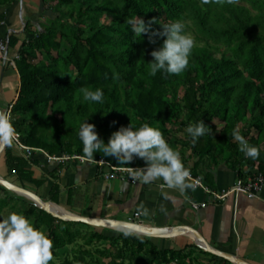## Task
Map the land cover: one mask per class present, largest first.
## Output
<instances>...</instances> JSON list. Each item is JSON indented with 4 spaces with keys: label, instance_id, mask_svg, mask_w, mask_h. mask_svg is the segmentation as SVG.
<instances>
[{
    "label": "trees",
    "instance_id": "16d2710c",
    "mask_svg": "<svg viewBox=\"0 0 264 264\" xmlns=\"http://www.w3.org/2000/svg\"><path fill=\"white\" fill-rule=\"evenodd\" d=\"M242 1L246 4L237 0H211L206 5L201 0H41L42 8L48 3L43 14L55 15L49 25H26L24 34L31 38L20 39L15 32L0 38L8 50L16 51L19 75L17 97L8 111L19 138L2 152L7 176L21 187L39 188L44 181L34 168L40 167L35 158L43 156L40 150L49 156L88 158L78 136L85 118L105 142L130 122L159 126L166 140L170 134L177 138L178 146H171L179 150L185 165L188 150L196 157L193 167L186 165L194 175L208 176L209 160L226 153L229 156L223 160L240 177L245 168L264 174V0ZM18 2L0 0V25ZM137 17L150 24L140 37L128 25ZM175 19L183 21L195 38L188 67L180 74L160 71L153 76L149 61L151 51L164 39L159 34L161 24ZM68 40L66 50L63 45ZM85 87H101L103 103L85 101L81 92ZM201 119L211 131L193 144L186 127ZM235 129L259 148L258 158L246 157L240 150ZM99 159L114 166L146 164L140 157L127 165L114 156L94 153L93 160ZM50 177L56 180L55 171ZM58 187L54 183L49 191L50 200L57 204ZM13 200L19 199L0 185V214ZM19 201L27 204L22 213L53 240V256H61V264H191L194 246L159 249L147 237L108 235L95 226L56 218L25 199ZM82 228L87 229L83 235ZM80 237L87 245L108 243L94 250L105 261L94 260L88 248L79 249L72 259L67 251L59 252Z\"/></svg>",
    "mask_w": 264,
    "mask_h": 264
},
{
    "label": "crops",
    "instance_id": "0c3cea01",
    "mask_svg": "<svg viewBox=\"0 0 264 264\" xmlns=\"http://www.w3.org/2000/svg\"><path fill=\"white\" fill-rule=\"evenodd\" d=\"M12 13L13 10L7 14L6 22L0 25V33L6 27L4 36L14 32L11 31ZM4 68V64L0 62V75L3 71L0 83L2 111L13 105L19 89V86L17 90L13 88L11 70ZM8 93L11 94L9 99ZM42 154L43 156H35L40 160V167L34 170L44 183L39 188L33 187L42 192L40 196L49 198V191L57 183L58 205L73 214L115 221H134L155 232V236L143 237L149 238L159 249L181 250L194 246L191 249V264H233L203 251L189 235L191 233L197 234L210 247L240 258L248 264H264V188L252 198L240 192L237 195L229 193L223 199H215L198 187L194 190L189 188L182 194L178 189L161 188L162 180L151 184L137 180L128 183L121 177L107 180L102 176V172L108 171L107 167L79 160L48 161L45 153ZM191 154L188 150L185 156L186 165L189 167H193L196 161V157ZM227 156L228 153L217 160H209L210 167L205 169L208 176L198 174L205 186L215 192L229 190L238 178L245 179L256 172L253 170L252 173L251 169L248 171L245 168L243 177H240L223 160ZM52 171H55L56 180L50 177ZM202 202L206 206L197 209L193 207V204ZM144 208L147 209V214L144 213ZM136 212L139 217H134ZM98 228L108 235L120 233L132 238L139 236L117 227Z\"/></svg>",
    "mask_w": 264,
    "mask_h": 264
},
{
    "label": "clouds",
    "instance_id": "9594fccd",
    "mask_svg": "<svg viewBox=\"0 0 264 264\" xmlns=\"http://www.w3.org/2000/svg\"><path fill=\"white\" fill-rule=\"evenodd\" d=\"M210 2L211 0H201L202 5ZM227 2L233 3L234 0ZM128 25L138 37L150 29V24H146L140 17L129 20ZM161 25L162 32L159 34L164 39L160 47L151 51L153 59L149 61L150 74L154 76L160 71L180 74L188 67L195 38L186 31L185 23L179 19ZM149 40L152 42L151 36ZM81 92L85 101L103 103L104 92L101 87L94 90L85 87ZM210 131L202 119L186 127L193 144ZM233 135L246 157H259V148L249 144L239 129H235ZM78 136L89 160L94 159L96 152H102L104 156H114L120 163L127 165L136 157L142 158L146 162L144 167L126 169L137 181L151 184L162 180L161 188L178 189L182 194L187 189L194 190L196 187L195 183L189 182L191 172L184 164L181 153L168 143L159 126L148 122L136 126L130 122L127 126L113 131L105 142L96 131L95 125L85 118L80 124ZM16 138L17 131L11 113L0 111V147L11 146ZM144 213L147 214L146 208ZM52 249L53 240L22 212H12L6 217H0V264H49L53 259Z\"/></svg>",
    "mask_w": 264,
    "mask_h": 264
},
{
    "label": "rangeland",
    "instance_id": "374dc122",
    "mask_svg": "<svg viewBox=\"0 0 264 264\" xmlns=\"http://www.w3.org/2000/svg\"><path fill=\"white\" fill-rule=\"evenodd\" d=\"M237 2L241 3V4H246L242 0H237ZM40 4H41V0H22L21 3L19 1L18 3L14 4L11 8H9L7 10V14L13 10V13H12L13 16H12V21H11L12 22L11 26L13 28L11 29V31H14L16 34H18L20 39L32 37L31 34H24L25 33L24 29H25L26 25H27V27L29 26V28L33 24H34L33 26L36 28H45L47 25L50 24L51 20H54L53 19L55 17L54 14H51L49 12H45L43 14V9H46L48 7V3L44 4L45 6L43 8L41 7ZM29 21L31 23H29ZM105 22H109V20L106 19ZM34 27H33V29H34ZM5 28L6 27L4 26L3 27L4 32L1 33L2 35H0L1 39L5 35V31H6ZM188 32L192 34V32H190V31H188ZM70 42L71 41L68 40L66 43H64L63 46H64V48H66V50L69 47V45L71 44ZM14 52L15 51H13V50H8L9 60L2 61L1 64H4V67L6 66V68L10 69L11 72L13 73L12 85H13V88L15 90H17L16 88H18V86H19V76H18V72L16 71V66H15V64H13L14 63L13 58L16 55ZM10 58L12 59V61ZM39 58L42 59L43 57L40 55ZM10 95H11L10 93L7 94L8 99L10 98ZM167 141L170 145L173 144V146H176L178 144L177 138L174 137L172 134H170L168 136ZM0 177L12 182L13 184H15L19 187H21L13 176H7V173H6L4 164H3V160H2V153L0 154ZM22 188H25V187H22ZM25 189H27L28 191H30L34 195L40 197V199L43 202H50V204L52 206H54L58 212L68 211L66 208H63V206L55 204L54 202H51L48 197L40 196L42 192L41 191L39 192V190L34 188L33 186L28 185ZM9 192L13 197H15L19 200L25 199V200L29 201L24 196H21L16 192H13V191H9ZM19 200L11 201V206L5 208L3 210V212L0 214V217H6L7 215H9L12 212H24L27 208V204H26V202L19 201ZM86 230H87L86 228H82L81 229V231H82L81 235H83L86 232ZM107 246H108V243H105V242H100L97 244L92 243V244L87 245L85 243V240H83L80 237V238L76 239L72 244L67 245L65 248H63V250H60L59 252L67 251L68 252V258L72 259L74 254H76L79 249L88 248L94 254V260L100 259L102 261H105V258L104 257L100 258L101 256L99 254H96V252L94 250L96 248L101 249V248H105ZM60 255H61V253H60ZM62 261H63V258L61 256H59V255L53 256V259L49 262V264H61Z\"/></svg>",
    "mask_w": 264,
    "mask_h": 264
},
{
    "label": "built area",
    "instance_id": "2783aa9c",
    "mask_svg": "<svg viewBox=\"0 0 264 264\" xmlns=\"http://www.w3.org/2000/svg\"><path fill=\"white\" fill-rule=\"evenodd\" d=\"M17 57V56H16ZM15 57V58H16ZM0 60L6 61L9 60L8 57V47L7 44L0 40ZM19 135L17 134V138L15 141L18 142ZM22 148L29 150V148L20 145ZM41 152L45 153L44 151L40 150ZM47 160L48 161H55V162H65L68 160H79L80 162H90L97 164L100 167H107L108 171L102 172V176L104 179L111 180L117 177H121L126 182H134L136 179L131 176V174L126 171L128 167L126 166H114L110 164L109 162L99 159V160H89L86 157L83 156H78V155H73V156H68V155H59V156H49L46 154ZM144 167V166H140ZM136 168V167H133ZM191 172V171H190ZM189 181L191 183H195L196 187L202 189L203 191L207 192L208 194L212 195L213 198L215 199H223L226 197L227 194L233 193L237 195L240 192L245 193L248 197L252 198L257 195L258 192H260L264 188V174L260 172H255L253 175L243 179V178H238L236 182L233 184V186L229 190H222L220 192H215L214 190H211L209 187L205 186L203 183L202 177L200 175H194L191 172V176L189 178ZM206 206L205 202L199 203V204H193L194 208H199V207H204ZM134 217H139V213L136 212L134 213ZM128 222H134V221H128Z\"/></svg>",
    "mask_w": 264,
    "mask_h": 264
},
{
    "label": "water",
    "instance_id": "95a60500",
    "mask_svg": "<svg viewBox=\"0 0 264 264\" xmlns=\"http://www.w3.org/2000/svg\"><path fill=\"white\" fill-rule=\"evenodd\" d=\"M20 3L22 0H19ZM3 71H1L0 75V83L2 80ZM11 108V107H10ZM5 110L3 112H8L10 110ZM0 111L2 109L0 108ZM5 147H0V154L3 152ZM0 185L3 186L8 191H13L18 193L21 196H24L26 199H28L30 202H32L36 207L45 210L46 212L50 213L52 216L59 218L64 221H74V222H81L85 223L91 226H97V227H117L119 229L124 230L125 232L133 233L139 236H155V232L151 231L150 229L137 224L135 222H128V221H115V220H108L103 218H95V217H87V216H81L76 215L68 211L64 212H58L51 204L50 202H43L40 197L34 195L30 191H28L25 188L19 187L12 182L1 178L0 177ZM192 239L195 241L196 245L201 248L205 252H209L213 255L222 257L233 264H248L241 260L240 258H237L235 256L225 254L221 251H218L212 247H210L208 244H206L197 234H189Z\"/></svg>",
    "mask_w": 264,
    "mask_h": 264
},
{
    "label": "bare ground",
    "instance_id": "6f19581e",
    "mask_svg": "<svg viewBox=\"0 0 264 264\" xmlns=\"http://www.w3.org/2000/svg\"><path fill=\"white\" fill-rule=\"evenodd\" d=\"M53 204V203H52ZM54 207V206H53ZM55 208V207H54Z\"/></svg>",
    "mask_w": 264,
    "mask_h": 264
}]
</instances>
